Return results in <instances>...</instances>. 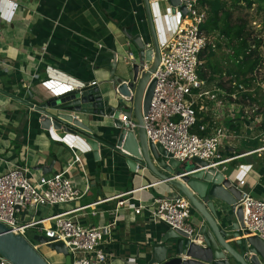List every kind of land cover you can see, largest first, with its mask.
<instances>
[{"label":"crops","instance_id":"0c3cea01","mask_svg":"<svg viewBox=\"0 0 264 264\" xmlns=\"http://www.w3.org/2000/svg\"><path fill=\"white\" fill-rule=\"evenodd\" d=\"M161 3L163 14L157 13L155 25L163 43L182 17L172 13L168 1ZM0 16V174L10 165H27L35 178L64 172L82 191L68 203L40 206L37 212L28 208L20 219L103 200L72 215L86 226L102 225L117 216L111 238L103 242L111 264H149L153 245L169 229L165 222L154 220L149 210L156 197L175 193L173 187L147 169L131 172L126 156L111 146L101 144L97 158L80 137L54 128L66 139L54 138L51 130L42 127L35 107L23 102L29 90L34 105L52 96L41 85L49 77L48 69L66 85L81 88L95 81L104 96L115 94L112 75L123 72L126 50L137 52L128 35L149 36L143 0H0ZM80 116L96 136L116 145L111 116ZM227 124L237 133L220 148L221 157L232 158L225 162L227 173L237 185L263 197L264 129L255 134L251 128L257 125L249 120ZM67 141L76 144L80 161ZM121 199L125 202L116 210ZM139 203L145 207L135 213ZM191 216L197 227L203 223L194 208Z\"/></svg>","mask_w":264,"mask_h":264},{"label":"built area","instance_id":"2783aa9c","mask_svg":"<svg viewBox=\"0 0 264 264\" xmlns=\"http://www.w3.org/2000/svg\"><path fill=\"white\" fill-rule=\"evenodd\" d=\"M181 1L186 5V14L179 10V6L176 7L174 14H181L182 19L171 37L166 42H159L161 59L152 73L151 79L156 78V84L150 109L147 114L143 113L144 126L147 137L155 144H161L179 161L199 157L213 165L224 164L232 158L221 157L220 148L229 143V138L237 135L236 129L227 122L237 124L251 121L247 116L246 99L250 98L248 94L254 86L256 73L250 84L231 80L230 75L227 79L223 77L225 86L201 77L199 69L206 50L223 47L227 55H231L234 53L233 44L220 31L204 28L209 13L199 0ZM255 47L256 44L251 43L247 52ZM123 58L129 63L135 59V55L128 49ZM56 74L48 69L49 77L41 82L52 93L51 97L80 87L60 82ZM204 117L208 119L199 125L198 131H193L197 122ZM119 119L127 129L135 130L138 127L137 121L126 113H120ZM256 120L252 122L262 124L259 121L262 118L256 116ZM50 130L54 138L65 141L66 138L58 135L53 127ZM67 144L75 151V160L80 161L76 144L73 141H67ZM238 186L241 188L239 203L244 205L245 228L264 238V196H254L250 190ZM81 194L82 191L64 172L35 178L27 165H10L0 174V222L13 233L27 239L28 230L34 228L35 235L52 238L48 240L50 242H64L71 254V264H111V257L103 242L111 238L117 216L102 225L86 226L72 215L74 211L103 200L50 216L33 215L29 220L20 219V215L28 208L37 212L40 206L68 203ZM124 202L123 199L118 201L116 210ZM144 207L139 203L134 207L135 213H141ZM193 208L189 198L176 190L173 194L156 197L149 211L154 220L165 222L169 228L180 229L187 233L191 241H196V236L199 235L201 239L202 235L199 227L191 221ZM32 244L39 250L42 244L47 243ZM0 264L14 263L0 254Z\"/></svg>","mask_w":264,"mask_h":264},{"label":"water","instance_id":"95a60500","mask_svg":"<svg viewBox=\"0 0 264 264\" xmlns=\"http://www.w3.org/2000/svg\"><path fill=\"white\" fill-rule=\"evenodd\" d=\"M162 1L143 0L149 36L145 37L141 32L128 35L137 52H133V61L126 63L123 59L122 73L112 75L114 95L104 96L99 86L92 84L36 105L31 101L33 92L29 90V96L23 102L40 113L45 129L53 127L80 137L97 158L101 144L111 146L126 156L131 172L147 169L158 181L167 183L189 198L203 217L199 226L202 238L197 235L196 241H191L184 231L169 228L161 241L153 245L149 264H264V238L245 228L244 205L239 203L241 188L227 173L225 163L213 165L199 157L179 161L161 144H155L147 137L143 113L147 114L150 109L156 84V78L151 77L161 59L155 18L157 13L163 14ZM164 1H168L172 13L179 6V10L186 14V5L181 0ZM120 113L134 118L138 123L137 129L123 127ZM81 114L111 116L116 128V145L96 136ZM34 238L66 255L65 262L57 264H71V254L64 242H50L52 238L38 234ZM0 254L14 264H50L29 239L13 233L2 222Z\"/></svg>","mask_w":264,"mask_h":264},{"label":"rangeland","instance_id":"374dc122","mask_svg":"<svg viewBox=\"0 0 264 264\" xmlns=\"http://www.w3.org/2000/svg\"><path fill=\"white\" fill-rule=\"evenodd\" d=\"M201 3V2H200ZM223 4V10H229L231 12V20L233 22H240L241 20H246L248 22V30L252 31L253 35H258L263 39L264 42V0H211V3L203 4L206 7L208 13L213 11V7H220ZM213 6V7H212ZM222 16V10L219 12ZM182 17V15H181ZM264 55V45L262 47ZM230 56V55H229ZM203 65L207 60H210L213 65L216 66V71H214L208 65L204 66L207 72V76L213 75L215 81L221 79V74L227 79L228 75L224 73L225 70L232 66L231 61L228 58L227 53L224 51L223 47H219L216 50L208 49L203 55ZM252 98L246 99V107L249 111L247 114L251 121L256 120V116L264 120V62L262 66L257 70L255 83L249 92ZM114 95V94H112ZM260 112V113H259ZM257 121V120H256ZM258 122V121H257ZM255 134H258L261 129V125L254 126L251 128ZM256 129V130H255ZM192 220V216H191ZM28 239L33 243H36L35 229L31 228L27 233ZM40 252L51 264L64 263L66 255L58 252L56 249L52 248L48 244H42L40 247Z\"/></svg>","mask_w":264,"mask_h":264},{"label":"trees","instance_id":"16d2710c","mask_svg":"<svg viewBox=\"0 0 264 264\" xmlns=\"http://www.w3.org/2000/svg\"><path fill=\"white\" fill-rule=\"evenodd\" d=\"M199 1L203 4L211 3V0ZM220 5V7L212 6L214 9L212 12L210 11L204 28L208 31H220L222 34H225V36L228 37L230 43L233 44L234 53L231 55L229 54L230 56L228 55L232 66L225 70L224 73L230 75L231 80L236 79L250 84L255 78V73L257 74V70L264 62V55L262 51V47L264 45L263 39L258 35H253L254 33L248 30V22L246 20L233 22L230 18L231 12L229 10H223V4ZM221 10L222 16L219 15ZM251 43H255L256 47L250 52H247V49L250 47ZM204 64L216 71V66L213 65L210 60H207ZM205 65L202 64L200 66L199 73L201 77L208 78L209 81L216 80L213 75H210L209 77L207 76V72L204 69ZM218 84L225 86L223 74H221V79L219 80ZM248 96L252 98L251 94H248ZM207 119V117H204L203 119L199 120L194 126L193 131H198L199 125ZM261 128L264 129V120L261 124Z\"/></svg>","mask_w":264,"mask_h":264}]
</instances>
